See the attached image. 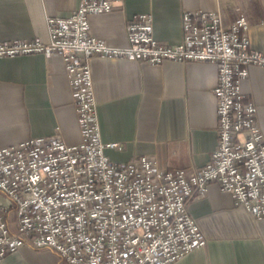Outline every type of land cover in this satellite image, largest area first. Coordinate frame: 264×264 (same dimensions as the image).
I'll return each instance as SVG.
<instances>
[{"label":"built area","instance_id":"1","mask_svg":"<svg viewBox=\"0 0 264 264\" xmlns=\"http://www.w3.org/2000/svg\"><path fill=\"white\" fill-rule=\"evenodd\" d=\"M123 0H80L69 16L48 20L49 39L0 41V56L59 54L73 89L81 141L62 130L0 147V264L23 247L51 249L68 264H174L205 238L189 204L216 183L255 218H264V133L258 107L242 90L250 66L264 67L251 48L250 22H223L221 12L184 10L182 41L154 35L151 13L126 22V46L99 40L91 14L111 13ZM94 56L171 62H210L218 145L208 163L187 171L162 169L152 156L115 162L105 153L94 95ZM16 213V228L8 217Z\"/></svg>","mask_w":264,"mask_h":264},{"label":"crops","instance_id":"2","mask_svg":"<svg viewBox=\"0 0 264 264\" xmlns=\"http://www.w3.org/2000/svg\"><path fill=\"white\" fill-rule=\"evenodd\" d=\"M80 0H0V41L49 39L48 20L69 16ZM221 12L223 22L241 15L250 22L251 48L264 53V0H123L111 13L89 16L92 34L113 46H126V22L151 13L154 35L181 42L184 10ZM94 95L105 153L115 162L137 155L155 157L162 169L193 171L205 166L218 145V69L210 62H171L94 56ZM242 90L258 107L264 133V67L250 66ZM62 130L68 144L81 141L72 86L59 54L0 56V147ZM0 191V203L7 202ZM205 245L174 264H264V218L237 206L231 194L211 183L189 204ZM16 228V213L8 217ZM4 264H68L57 252L23 247Z\"/></svg>","mask_w":264,"mask_h":264}]
</instances>
